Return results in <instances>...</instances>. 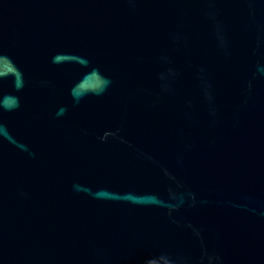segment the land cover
I'll use <instances>...</instances> for the list:
<instances>
[{"label":"water","instance_id":"1","mask_svg":"<svg viewBox=\"0 0 264 264\" xmlns=\"http://www.w3.org/2000/svg\"><path fill=\"white\" fill-rule=\"evenodd\" d=\"M0 264H264V0H0Z\"/></svg>","mask_w":264,"mask_h":264}]
</instances>
